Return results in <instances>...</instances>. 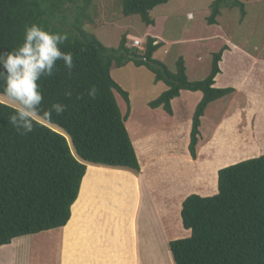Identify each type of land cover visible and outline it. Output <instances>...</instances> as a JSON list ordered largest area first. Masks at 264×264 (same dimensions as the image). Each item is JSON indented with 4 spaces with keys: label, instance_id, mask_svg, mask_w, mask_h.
<instances>
[{
    "label": "trees",
    "instance_id": "trees-1",
    "mask_svg": "<svg viewBox=\"0 0 264 264\" xmlns=\"http://www.w3.org/2000/svg\"><path fill=\"white\" fill-rule=\"evenodd\" d=\"M90 2L0 0V53L22 45L25 26L38 24L50 32L67 31L69 39L60 47L73 57L71 70L57 61L53 75L39 82L44 110L56 103L67 106L60 115L52 113L49 125L58 131L45 124L22 135L8 122L14 108L0 103V247L19 237L64 227L88 165L139 173L137 154L125 127L129 95L111 77L113 66L132 63L150 71L153 82H162L165 90L148 107L161 108L169 116L173 114L171 101L180 92L201 93L191 118L188 151L192 159L197 158L201 118L207 106L235 92L233 87H214L227 45L211 54L204 79L190 81L181 57L173 71L153 58L161 44L152 37H147L142 50L127 47L126 34H121L116 48L104 46L85 29ZM166 2L121 0V13L138 15L149 26L154 23L149 12ZM234 7L242 19L245 10L240 0H212L207 22L216 23L221 9ZM93 87L95 99L88 95ZM3 89L0 78L2 95ZM69 92L70 96L65 95ZM114 92L126 104L124 114ZM179 216L189 236L168 242L174 264H264V154L218 169L215 194L187 195Z\"/></svg>",
    "mask_w": 264,
    "mask_h": 264
},
{
    "label": "rangeland",
    "instance_id": "rangeland-1",
    "mask_svg": "<svg viewBox=\"0 0 264 264\" xmlns=\"http://www.w3.org/2000/svg\"><path fill=\"white\" fill-rule=\"evenodd\" d=\"M78 1L82 2V0ZM240 1L245 10V16L242 19H240L238 8H225L220 10L216 23L209 24L207 17L212 0H168L165 4L158 5L149 12L154 23L146 26L138 15H122L121 0H91L86 12L88 19L83 21L85 29L94 34L108 48L118 46L121 34H126L127 47H131L130 42L133 39H138L142 41L143 48L147 37L154 38L155 43L158 42L161 45L153 53V58L163 62L169 70L173 71L175 61L181 57L184 60L186 74L190 81H199L206 77L210 67L211 54L218 51L222 45H227L230 48L235 46L251 56L248 58L249 67L247 60L239 56L240 52L233 50L231 52L230 50L221 58L219 63L221 72L217 75L216 82L219 87L216 88L235 87L237 89L234 88L235 92L230 96L213 101L207 106L205 112L208 117L204 112L200 131L203 136L207 133L212 136L213 132H216L218 136L219 129H215L213 123L218 120L216 116L221 117V114L224 113V117L227 116V125H230L228 129L234 128L228 136H225L228 129L223 131L222 141L217 143L212 141L211 147L205 145L201 148L202 150H199L200 154L198 155L201 159L196 158L199 160L196 161V169L203 173L205 171L201 169V165L204 161H209V158L214 159L216 153L218 157L223 158L224 155H228L230 152L234 153L239 149V145L234 146L232 143L235 140H232L231 135H245L247 145H250L249 143L257 136L264 139V108L260 107L256 111L252 106H248L249 103L247 104L245 100V94L249 92L264 94V0ZM71 11L74 12L76 9H71ZM244 73L247 78L251 76L253 81H249L248 84L244 81L239 83V78ZM110 74L113 80L129 95L130 113L125 127L131 140L137 142V136L139 140L142 137L143 144L150 146L145 138L154 137L151 144L159 145L156 148L170 145L175 152L181 154L184 151L186 153L191 117L201 93L180 92L179 97L171 101L173 114L169 116L161 108L151 109L148 107L147 102L155 99L164 91L165 85L162 82L154 83L153 75L145 67H136L132 63H127L119 68L113 66ZM114 95L121 113L124 114L126 111L125 102L118 93L114 92ZM0 103L15 107L2 94H0ZM225 109L229 112L227 110L225 112ZM249 113L251 115L248 117ZM135 147L139 150V155L143 156L140 149ZM167 148L165 146L163 149ZM171 149H167L163 156H171ZM157 155L161 156L159 153ZM254 156L258 157L257 154L248 157ZM146 157L140 160L141 164ZM164 160L166 161V158ZM149 161L150 166L148 165L143 172L145 175L152 174L158 177L157 180L151 182V187L160 188L161 191L159 194L153 193L152 196L144 198V216L137 220V235L143 238L142 245L145 251L153 246L149 254H145L144 262L146 264H174L168 242L189 236V230L183 229L180 224V200L188 194H198L203 197L215 194V174L211 172L203 185H201V181L184 182L180 176L185 178L187 169L181 170L176 167L177 159L172 160L168 171L165 170L166 166L160 159H150ZM236 161H233L234 164ZM227 163L228 160H225L221 165ZM198 170H196L197 173H199ZM199 174L201 175V173ZM128 177L122 172L88 165L79 196L72 206L71 218L64 229V235L70 237L78 234L80 236H97V234L105 232L118 233L119 227L113 220L108 223L106 214L107 216L109 213L112 215L117 205L121 204L128 194L131 185V178ZM197 179L199 180L198 177ZM96 190L100 194L108 193L112 197L111 212H108V209L98 198L94 200L91 197L92 194H96ZM172 200L174 203L170 206ZM102 213L104 214L103 222L99 218ZM162 213H164V218L161 217ZM156 219L161 220L162 230ZM113 223H115V228H111ZM121 224L124 230L125 224ZM128 230L129 233H132V226L128 227ZM55 231L53 229L13 239L9 245L0 247V261L3 260V264H7V259L11 262L10 264H55L56 242L51 237ZM165 239H167L166 242Z\"/></svg>",
    "mask_w": 264,
    "mask_h": 264
},
{
    "label": "crops",
    "instance_id": "crops-1",
    "mask_svg": "<svg viewBox=\"0 0 264 264\" xmlns=\"http://www.w3.org/2000/svg\"><path fill=\"white\" fill-rule=\"evenodd\" d=\"M230 50H231V52H232V50L234 52H240L239 56L243 57V58H245V60H247L248 67H249L248 58H250L251 56L246 52L240 51V49L236 48L235 46H232V48H230L228 46V48L224 51L222 56L225 53H229L228 51H230ZM220 71H221V67H220ZM243 81L248 84V83L252 82L253 80H252L251 76H248V78H247V75L244 73L243 76H241L239 78V83H242ZM216 82H217V76L215 78L214 87H219L218 85H216ZM233 88H235V87H233ZM235 89H237V88H235ZM198 93H200V92H198ZM259 93L249 92V93L245 94V98H246L245 100L247 101V104L249 103L248 106L249 105L252 106L256 111L260 107L264 108V94H262L261 92H259ZM200 99H201V94H200L199 100ZM199 100H198V102H199ZM253 100H258V101H253ZM194 109H195V107H194ZM226 110L227 109H225L224 111L226 112ZM227 112H229V110H227ZM205 113H206V117H208L207 112H205ZM224 114H221V117L216 116V118L219 121L217 120L218 122L216 121L215 123H213V125H214L213 127L215 129H219L218 136H217L216 132L215 133L213 132L212 136H210L208 133L205 136H203L202 132H201L202 139H201V142L199 144V148H198V152H197V159H199V160L201 159V157L199 158L198 154H200L199 150L202 147H204L205 145H208V146L210 145V147H211L213 145V143H211L212 141L217 143L218 141L223 140V131L228 129V127L230 126V125H227V121H226L227 116L224 117ZM250 115H251V113H249L248 117ZM202 118H201V127H202ZM231 119L233 121V118H231ZM233 128L228 129L225 136H228V134H231V132L233 131ZM190 129H191V123H190ZM190 129H189V134H190ZM208 129H209V127H208ZM215 131H217V130H215ZM231 136H232V140H235L232 143H234V146L239 145V149L234 153L230 152L228 155L227 154L224 155L223 158L218 157V155L216 153L214 159L209 158V161H204L201 165V169H203L205 171L204 173L201 172V170L199 171L198 169H196L197 168L196 167V164H197L196 161H199V160L191 159L188 150L186 153L183 151L180 154V153L175 152L174 148L172 146L170 147V145H164L163 147L160 146L159 148H156L159 145H157L156 143L151 144L152 138L154 139V137H146L145 138L146 141L150 144V146L143 144L142 137L139 140V137L137 136V142H133V140H131L132 145H133L134 150H135V153L137 154V159H138L139 166H140V171L136 175L129 172V171H125V170L95 166V167H99V168H103V169L115 170L117 172H122L131 178V185L129 187L128 194L125 196V199H123L121 204L117 205V207H116V209H114L112 215L109 213V216H107V214H106L107 222L109 223V222H111V220H113L116 223V225L119 227L118 233H112V232L107 233V232H105L103 234H97V236H94V235H81L80 236V234H78L77 236H70L69 237V236L64 235V229L67 226V224L69 222L68 221L64 227L54 229V230H56L55 234H52V236H51L56 242V252L54 254V258H56L55 264H146L144 262L145 254L146 255L149 254V251L151 248H153V246L147 248L148 250H146V251L144 250L143 245H142L144 240L142 237L137 235V233H138V231H137V228H138L137 220L139 219V217L144 216V214H143V211L145 208L144 198L145 197L148 198V197L152 196L153 193L159 194V192L161 191L160 188L157 189V188L151 187V182L153 180H157L158 177L156 175L153 176L152 174H151L152 176L150 174L145 175L143 172L144 170L147 169L148 165L150 166L149 160L150 159H160L161 161H163L164 166H166L165 170L168 171V168H170L169 166L172 163V160L177 159L176 167H179L181 170L187 169V174H185V178H182L180 176V179H184V182L201 181V185H203L205 183V179L208 178V176L210 175L211 172H213L215 174V179H216L217 170L220 168H223L225 166L232 165V163L234 164V162H233L234 160H237L236 161V163H237V162L249 159L248 156H253L255 154L260 156V155L264 154V139H262V138L260 139V137L257 136L256 139H253L252 142L249 143L250 145H247V143H246L247 139H246L245 135L233 134ZM188 144H189V139H188ZM135 146H137L140 149V152L143 156L139 155V150H137V148ZM165 146L168 147L167 149L172 148L171 149L172 152L170 153L171 156H169V157L163 156V153L167 150V149H163ZM154 152L157 154L158 153L161 154V156L155 154ZM145 157H146V159H144L143 164H141L140 160H142ZM163 157L166 158V161L164 160ZM250 158H252V157H250ZM225 160L226 161L228 160V163L226 165H221L223 163V161H225ZM193 168L198 170V172L201 173V175L199 173H197L196 170H192ZM165 174H167V173H165ZM178 175H180V174H178ZM197 177L199 178V180L197 179ZM181 183L183 184V182H181ZM80 188H81V185H80ZM79 193H80V190H79ZM96 194L95 195L92 194L91 197L94 200H96L98 198L100 200V202H103L105 207L108 209V212H111L110 211V201L113 202L112 197L108 193L100 194L98 192V190H96ZM109 196H110V198H109ZM184 198H181L180 203H179V208H180V204ZM173 203H174V201L172 200V203L170 204V206L173 205ZM172 208H173V206H172ZM140 214H141V216H140ZM71 215H72V207H71ZM146 216H149V215H146ZM161 217L164 218V213L161 214ZM99 218L102 219V222H103L104 214L102 213V215ZM156 220H157V222L160 225V228L162 230L163 225H162L161 220L160 219H156ZM115 223H113L114 225H111V228L115 226ZM121 223L125 224L124 230L121 227V226H123ZM131 226H132V233H129L128 227H131ZM50 231H52V230H50ZM46 232H48V231H46ZM166 240L167 239H165V242H166ZM5 246H7V245H5ZM2 247L3 246H1V248ZM146 257H148V256H146Z\"/></svg>",
    "mask_w": 264,
    "mask_h": 264
},
{
    "label": "clouds",
    "instance_id": "clouds-1",
    "mask_svg": "<svg viewBox=\"0 0 264 264\" xmlns=\"http://www.w3.org/2000/svg\"><path fill=\"white\" fill-rule=\"evenodd\" d=\"M68 39L67 31L50 32L38 24L26 25L22 45L11 52L0 53L3 94L15 106L8 122L18 133H32L37 126L52 123L53 112L60 115L67 110V106L60 103L44 110L39 82L53 75L57 61H62L69 70L73 68L72 54L61 51L60 47ZM96 91L93 87L88 95L95 99ZM65 95L70 96L71 93Z\"/></svg>",
    "mask_w": 264,
    "mask_h": 264
},
{
    "label": "built area",
    "instance_id": "built-area-1",
    "mask_svg": "<svg viewBox=\"0 0 264 264\" xmlns=\"http://www.w3.org/2000/svg\"><path fill=\"white\" fill-rule=\"evenodd\" d=\"M142 41L141 40H138V39H133L132 41H131V46L132 47H135V48H137V49H140V50H142L143 48H142Z\"/></svg>",
    "mask_w": 264,
    "mask_h": 264
},
{
    "label": "bare ground",
    "instance_id": "bare-ground-1",
    "mask_svg": "<svg viewBox=\"0 0 264 264\" xmlns=\"http://www.w3.org/2000/svg\"><path fill=\"white\" fill-rule=\"evenodd\" d=\"M24 243V242H23ZM24 245V244H23ZM20 249H21V247H20ZM9 257V256H8ZM8 260V259H7Z\"/></svg>",
    "mask_w": 264,
    "mask_h": 264
}]
</instances>
